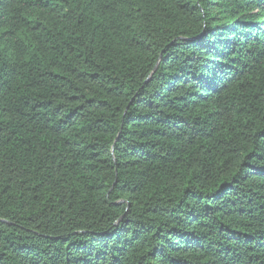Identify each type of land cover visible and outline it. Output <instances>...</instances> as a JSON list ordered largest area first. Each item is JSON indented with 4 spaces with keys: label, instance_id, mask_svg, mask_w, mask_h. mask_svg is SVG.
<instances>
[{
    "label": "trees",
    "instance_id": "obj_1",
    "mask_svg": "<svg viewBox=\"0 0 264 264\" xmlns=\"http://www.w3.org/2000/svg\"><path fill=\"white\" fill-rule=\"evenodd\" d=\"M0 264H264V0H0Z\"/></svg>",
    "mask_w": 264,
    "mask_h": 264
}]
</instances>
